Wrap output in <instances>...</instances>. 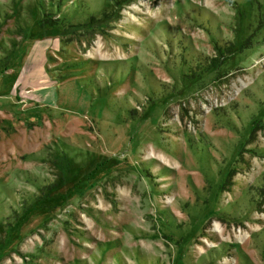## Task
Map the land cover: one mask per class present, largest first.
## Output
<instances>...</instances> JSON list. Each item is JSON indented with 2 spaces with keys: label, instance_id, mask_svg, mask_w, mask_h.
<instances>
[{
  "label": "rangeland",
  "instance_id": "rangeland-1",
  "mask_svg": "<svg viewBox=\"0 0 264 264\" xmlns=\"http://www.w3.org/2000/svg\"><path fill=\"white\" fill-rule=\"evenodd\" d=\"M262 185L264 0H0V264H264Z\"/></svg>",
  "mask_w": 264,
  "mask_h": 264
},
{
  "label": "trees",
  "instance_id": "trees-1",
  "mask_svg": "<svg viewBox=\"0 0 264 264\" xmlns=\"http://www.w3.org/2000/svg\"><path fill=\"white\" fill-rule=\"evenodd\" d=\"M47 15H49V14H47ZM43 21V20H42ZM45 25H48L50 28H53L54 27V24H53V22H49V23H45V22H43L42 23V26H45ZM263 186V185H262ZM260 187V193H261V195H263L264 194V186L263 187Z\"/></svg>",
  "mask_w": 264,
  "mask_h": 264
},
{
  "label": "crops",
  "instance_id": "crops-1",
  "mask_svg": "<svg viewBox=\"0 0 264 264\" xmlns=\"http://www.w3.org/2000/svg\"><path fill=\"white\" fill-rule=\"evenodd\" d=\"M52 38H54V36L48 34V35H44L43 37H40L34 40H43V39H52Z\"/></svg>",
  "mask_w": 264,
  "mask_h": 264
}]
</instances>
